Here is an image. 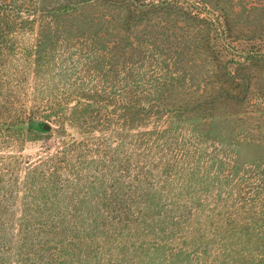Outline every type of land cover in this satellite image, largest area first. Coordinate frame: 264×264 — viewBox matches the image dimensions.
<instances>
[{
    "label": "rangeland",
    "instance_id": "1",
    "mask_svg": "<svg viewBox=\"0 0 264 264\" xmlns=\"http://www.w3.org/2000/svg\"><path fill=\"white\" fill-rule=\"evenodd\" d=\"M40 1L84 4L0 55V122L34 117L0 123V264H264V70L206 104V43L264 52V0Z\"/></svg>",
    "mask_w": 264,
    "mask_h": 264
},
{
    "label": "trees",
    "instance_id": "2",
    "mask_svg": "<svg viewBox=\"0 0 264 264\" xmlns=\"http://www.w3.org/2000/svg\"><path fill=\"white\" fill-rule=\"evenodd\" d=\"M89 1V0H87ZM95 1L98 0H92L91 6L95 4ZM89 1L88 3H90ZM40 0H0V55H3V53L6 51L7 54L11 53V50L13 46L16 44L15 43H10L9 46H4L6 45V40H19L20 39V32L18 30H22L24 26H26L27 23H32L30 25L32 29H35V23L38 21L40 28L38 27L36 29V46H41L42 44H45L46 41L51 40L52 38L56 37V34L58 33V28H55L54 24V11H57L58 9L52 8V9H47L44 8L41 5ZM84 3L76 2L73 5L67 4V5H62L60 6L58 11L62 12V14H67V15H72L71 13L74 11L77 12L79 10V6L83 5ZM109 5L113 4V1L111 0ZM83 7V6H82ZM188 13V11H186ZM143 14V15H142ZM143 10L142 13H140V16L138 19H133V23L136 24L137 22L142 21L144 19V16L146 17L148 13H146ZM131 20V19H130ZM196 20V19H195ZM126 23L129 25L131 21L126 20ZM206 26L209 27V23L206 22ZM217 31L218 29L214 27ZM56 33V34H53ZM53 34L50 38H46L47 35ZM100 34L96 33L95 39L98 40ZM218 38V43L220 48H226V45L220 41V37ZM151 38L148 37V41ZM96 40V41H97ZM206 42V41H204ZM149 43V42H148ZM154 43V42H152ZM210 45L212 47V52L213 53V58L211 57L212 61L215 63V68L218 71L217 72V77H218V86L219 88L216 91V94L214 96L206 97L207 101L206 104L208 105L207 107L213 108L214 104L217 101H221L226 99L227 101H233L239 104H245V101L247 99V94L250 90V87L252 86V74L256 71L262 72L264 70V52L261 53V51H257L255 49L248 50L246 53L245 51H242L245 53V56H242L243 54H240L238 57V60L235 63L237 67L234 68V72L232 71L233 68L229 66L231 64L232 60L228 61H222L219 59V54L221 50L217 48V45L214 41H208L206 45ZM154 46H157L156 44H153ZM230 47L227 45V48ZM44 48V47H43ZM46 48V47H45ZM184 45H183V40H180L178 42H175V44H171L170 47H166L160 52H162L163 55H165V60L168 58H179V55L184 52ZM162 49V48H161ZM228 50V49H227ZM46 52V50H44ZM157 52V51H156ZM175 54L177 56H175ZM211 56V55H210ZM209 56V57H210ZM3 57H0L2 59ZM233 59V58H232ZM239 71L237 74L235 73ZM247 74H244L243 72H247ZM16 74V73H15ZM264 89V86L261 88L259 87L258 90L261 91ZM52 114V113H50ZM34 119L32 116L28 117H17L15 118L14 115L11 116L10 120H6V122H0L3 125H6V130L10 129L11 127L17 126V124H22L24 122H27L29 120ZM56 158L54 154H51L50 157H46L48 160H51ZM59 157V155H58ZM52 159V160H53ZM32 173V172H31ZM77 217L78 215H75L70 218L72 221L70 226L67 225L68 227L76 228L75 226L77 222ZM49 220L47 218H43L41 222H39L40 228L47 227ZM68 238H65L66 241L70 242L71 245L72 239L67 236Z\"/></svg>",
    "mask_w": 264,
    "mask_h": 264
},
{
    "label": "water",
    "instance_id": "3",
    "mask_svg": "<svg viewBox=\"0 0 264 264\" xmlns=\"http://www.w3.org/2000/svg\"><path fill=\"white\" fill-rule=\"evenodd\" d=\"M45 127H47V125H45Z\"/></svg>",
    "mask_w": 264,
    "mask_h": 264
}]
</instances>
